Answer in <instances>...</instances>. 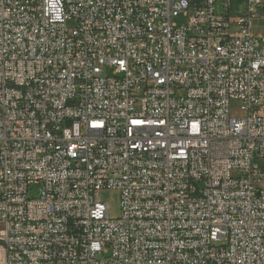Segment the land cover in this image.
Listing matches in <instances>:
<instances>
[{
    "label": "built area",
    "instance_id": "built-area-1",
    "mask_svg": "<svg viewBox=\"0 0 264 264\" xmlns=\"http://www.w3.org/2000/svg\"><path fill=\"white\" fill-rule=\"evenodd\" d=\"M0 226V264H264V0H0Z\"/></svg>",
    "mask_w": 264,
    "mask_h": 264
},
{
    "label": "rangeland",
    "instance_id": "rangeland-1",
    "mask_svg": "<svg viewBox=\"0 0 264 264\" xmlns=\"http://www.w3.org/2000/svg\"><path fill=\"white\" fill-rule=\"evenodd\" d=\"M176 23L183 24L185 19L184 18H177ZM256 34H259L260 31L256 30ZM240 105L238 103H234L231 106V114L232 116H240ZM37 193L33 194L32 197H35ZM99 198L101 201L105 202L109 206L110 216L112 218H118L121 214V193L118 190H103L99 193ZM1 229V226H0Z\"/></svg>",
    "mask_w": 264,
    "mask_h": 264
},
{
    "label": "snow or ice",
    "instance_id": "snow-or-ice-1",
    "mask_svg": "<svg viewBox=\"0 0 264 264\" xmlns=\"http://www.w3.org/2000/svg\"><path fill=\"white\" fill-rule=\"evenodd\" d=\"M134 123H140L139 121H134Z\"/></svg>",
    "mask_w": 264,
    "mask_h": 264
}]
</instances>
